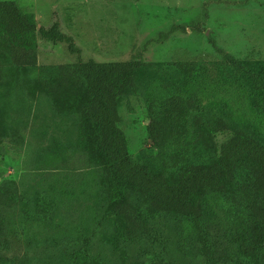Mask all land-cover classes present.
Masks as SVG:
<instances>
[{
    "label": "rangeland",
    "instance_id": "rangeland-1",
    "mask_svg": "<svg viewBox=\"0 0 264 264\" xmlns=\"http://www.w3.org/2000/svg\"><path fill=\"white\" fill-rule=\"evenodd\" d=\"M14 1L45 27L59 20L83 61H124L142 53L153 64L137 74L138 93L124 92L117 105L119 127L135 160L174 175L160 166L171 147L160 152L149 142L146 126L148 101L166 96L175 85L183 95L194 93L203 113L220 116L264 143V93L252 95L244 83L223 79L228 65L218 50L250 67L260 64L264 76V0ZM171 26L184 30L144 46ZM38 43L37 63L26 67L21 79L0 59V264H75L84 259L85 241L92 264H203L193 225L178 216L157 215L129 190L125 199L142 215L148 212L152 240L125 237L121 218L111 210L119 189L101 154L79 138L82 131L72 115L83 91L52 92L50 87L53 66L73 58L64 44ZM7 53L0 44V57ZM178 60L202 63L206 76L184 80L166 65ZM227 136L219 133L211 140L215 146ZM210 144L203 137L193 149L207 151ZM202 205L214 238L232 218L229 206L216 192L205 193ZM212 259L245 264L229 245L219 244Z\"/></svg>",
    "mask_w": 264,
    "mask_h": 264
},
{
    "label": "trees",
    "instance_id": "trees-1",
    "mask_svg": "<svg viewBox=\"0 0 264 264\" xmlns=\"http://www.w3.org/2000/svg\"><path fill=\"white\" fill-rule=\"evenodd\" d=\"M178 28L184 30L182 26H171L147 40L144 46L163 42ZM40 40L64 44L67 55L73 58L67 65L53 66L55 74L50 87L52 92L66 87L83 91V98L73 106L72 115L82 131L79 138L101 154L110 178L119 189L111 210L121 218L125 237L146 236L152 240L146 222L148 212L142 215L139 208L125 199L129 190L147 200V206L157 215L178 216L189 221L204 252L203 264H222L212 259L219 244L233 248L245 264H264V143L242 128L232 127L220 116L203 113L196 95H183L175 85L171 93L151 98L147 103L148 140L160 152L165 153V148L171 147L169 157L160 158V166L174 175L155 171L151 165L135 160L128 153L127 138L119 127L121 118L117 111L119 97L124 92L137 94V74L153 64L146 63L142 53L124 61H83L80 48L72 36L61 30L59 20L45 27L31 20L16 1L0 0V44L8 52L0 59L7 63L5 68L15 72V79H21L26 67L37 63ZM218 50L228 65L223 67V79L244 83L252 95L264 93L260 64L253 63L250 67ZM166 65L173 66L187 81L207 73L205 65L193 60L171 61ZM219 133L228 136L214 146L211 137ZM203 137L210 140L213 147L194 151ZM207 192L223 197L229 206L227 213L232 217L223 232L215 236L217 239L211 236L203 210L202 196ZM3 217L0 214V232L4 230ZM163 244L162 241L161 246ZM88 246L85 241L84 259L75 264H92L87 255ZM60 262L64 260L61 258Z\"/></svg>",
    "mask_w": 264,
    "mask_h": 264
},
{
    "label": "water",
    "instance_id": "water-1",
    "mask_svg": "<svg viewBox=\"0 0 264 264\" xmlns=\"http://www.w3.org/2000/svg\"><path fill=\"white\" fill-rule=\"evenodd\" d=\"M149 122V120H147V123Z\"/></svg>",
    "mask_w": 264,
    "mask_h": 264
}]
</instances>
